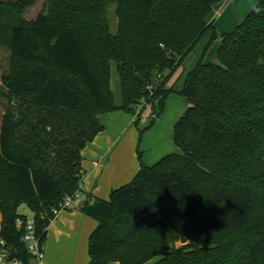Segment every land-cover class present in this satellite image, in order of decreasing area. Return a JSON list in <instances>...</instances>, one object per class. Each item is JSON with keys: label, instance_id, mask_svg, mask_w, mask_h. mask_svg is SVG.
Listing matches in <instances>:
<instances>
[{"label": "trees", "instance_id": "16d2710c", "mask_svg": "<svg viewBox=\"0 0 264 264\" xmlns=\"http://www.w3.org/2000/svg\"><path fill=\"white\" fill-rule=\"evenodd\" d=\"M38 1H0V46L11 56L0 237L13 255L34 264L22 204L45 242L54 210L82 192V151L105 130L99 115L158 101L154 124L175 93L189 104L174 126L181 151L152 166L139 153L140 170L109 200L82 195L98 221L88 264H264V0L222 33L210 17L227 0H48L28 20ZM217 40L218 62H206ZM192 52L194 66L175 77Z\"/></svg>", "mask_w": 264, "mask_h": 264}, {"label": "crops", "instance_id": "0c3cea01", "mask_svg": "<svg viewBox=\"0 0 264 264\" xmlns=\"http://www.w3.org/2000/svg\"><path fill=\"white\" fill-rule=\"evenodd\" d=\"M260 1L227 0L220 2L215 5L210 19L214 21V26L219 33L231 31ZM219 46L220 40H217L206 55V62L217 63ZM99 120L105 126V130L99 133L82 151L84 177L81 189L82 195L109 200L114 189L129 183L135 177L141 168V161L137 152L133 150L132 142L127 141V143L122 138V134L131 122V117L120 114H100ZM109 122L112 125L111 130L108 129ZM166 147L167 145L159 146L148 156L144 155L142 162L147 166L154 165L167 155V151H171V148L166 150ZM172 151L174 153L181 150L176 147L172 148ZM82 201L83 196L79 206L62 210L51 222L44 243L46 252L44 264L89 263L91 259L89 238L98 226V221L82 211ZM110 264H118V262Z\"/></svg>", "mask_w": 264, "mask_h": 264}, {"label": "rangeland", "instance_id": "374dc122", "mask_svg": "<svg viewBox=\"0 0 264 264\" xmlns=\"http://www.w3.org/2000/svg\"><path fill=\"white\" fill-rule=\"evenodd\" d=\"M0 1L6 2L9 0H0ZM47 5H48V0H39L37 3L27 8V10L25 11V17L28 20L36 19L41 12L47 11ZM115 10L116 8L114 5H111L108 9L110 22H111V30L113 32H116L118 26V19ZM199 48L200 46L197 49L200 50ZM196 61H197V54L195 52H192L188 57L187 61L185 62V64L182 66V68H180L177 71L175 77H177V75L180 74L183 70L185 71L190 70L194 66ZM10 62H11V56L9 49L6 48L5 46H0V125L2 122V116L5 113L6 108L9 104L8 89L3 85L2 76L9 72ZM169 85H171V83ZM112 89L117 99L119 100L120 99L119 75L115 69H113ZM154 107L157 110L159 109L158 101H155V103H147L146 101H144L142 105L139 106L138 108V113L140 114V118L138 122H137L138 113L133 114L123 110L102 113L103 115L120 114V115H128L129 117H131V122L128 125V127L125 129L124 133L122 134L123 136L122 138L125 139L126 142L127 141L132 142L133 150L137 152V155L140 153L141 158H143L144 155L148 156L154 150H157L159 146L167 145L166 150L168 148H171L170 149L171 151L172 148H176V147L180 150V148L175 144L174 141V126L178 121V119L183 115V113L188 108L187 98L179 94H173L168 96L162 114L159 117H157L154 124H152V121L155 118ZM108 129L109 130L112 129V125L110 124V122L108 123ZM171 151H167V152L172 153L173 151L172 152ZM19 210L22 214L28 215L29 217H32L34 215L32 210L25 203L21 205ZM187 242L188 239L186 238L185 243H183L181 240L179 241L178 244H186Z\"/></svg>", "mask_w": 264, "mask_h": 264}, {"label": "built area", "instance_id": "2783aa9c", "mask_svg": "<svg viewBox=\"0 0 264 264\" xmlns=\"http://www.w3.org/2000/svg\"><path fill=\"white\" fill-rule=\"evenodd\" d=\"M160 77L163 76L160 75ZM149 89H153V85H150ZM81 198V191H77L73 196H68L65 201L61 203L60 207L54 210L55 214L57 215L62 210L79 206ZM23 223V220H18V226H21ZM24 241L27 243L28 249L32 253L34 264H44L46 259V252L44 248L45 242H42L37 236L34 216H28L26 221ZM0 264H23L20 259L13 255L12 247L3 237H0Z\"/></svg>", "mask_w": 264, "mask_h": 264}, {"label": "water", "instance_id": "95a60500", "mask_svg": "<svg viewBox=\"0 0 264 264\" xmlns=\"http://www.w3.org/2000/svg\"><path fill=\"white\" fill-rule=\"evenodd\" d=\"M182 242H183V243L186 242V238H185V237L182 238Z\"/></svg>", "mask_w": 264, "mask_h": 264}]
</instances>
